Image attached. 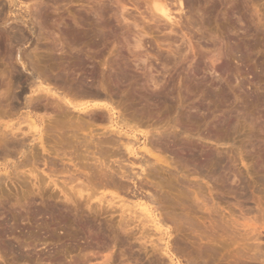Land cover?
<instances>
[{"label": "rangeland", "instance_id": "rangeland-1", "mask_svg": "<svg viewBox=\"0 0 264 264\" xmlns=\"http://www.w3.org/2000/svg\"><path fill=\"white\" fill-rule=\"evenodd\" d=\"M151 1L0 0V264H264V0Z\"/></svg>", "mask_w": 264, "mask_h": 264}, {"label": "bare ground", "instance_id": "bare-ground-1", "mask_svg": "<svg viewBox=\"0 0 264 264\" xmlns=\"http://www.w3.org/2000/svg\"><path fill=\"white\" fill-rule=\"evenodd\" d=\"M163 1V0H162ZM152 2V7H150V8H153V10H151V11H153V13H156V16L158 17V18H162V19H165L166 21H172V22H174L173 20L175 19V17H173L172 16V14H170L171 12H169L170 10H168L167 9V6H165V4H164V2H161V1H159V0H152L151 1ZM151 2H149V3H151ZM188 2V1H187ZM190 2H191V0H189V4H190ZM191 5V4H190ZM150 6H151V4H150ZM179 6V5H178ZM149 8V9H150ZM148 10V9H147ZM149 11V10H148ZM149 13V12H148ZM100 14V13H99ZM103 16V15H102ZM175 16V15H174ZM155 17V16H154ZM80 18V17H79ZM101 18V17H100ZM174 18V19H173ZM154 19V18H153ZM155 20V19H154ZM92 23V22H91ZM171 23V22H170ZM32 64V63H31ZM162 64H163V62H162ZM33 65V64H32ZM113 68H114V66H113ZM117 70V69H116ZM124 70V69H123ZM117 73V72H116ZM124 73V72H123ZM96 75V74H95ZM40 76V75H39ZM94 76V75H93ZM114 76V75H113ZM118 76H120V75H118ZM51 77V76H50ZM60 77V76H59ZM63 77H65V75L63 76ZM80 77V76H79ZM95 77H97V76H95ZM128 77V76H127ZM45 78V77H44ZM48 77L46 76V79H47ZM72 78V77H71ZM77 78V77H76ZM98 78V77H97ZM97 78H95V79H97ZM104 78V77H103ZM118 78V77H117ZM46 79H45V81H46ZM53 79V78H52ZM68 79V78H67ZM119 79V78H118ZM58 80V79H57ZM75 80V79H74ZM122 80V79H121ZM53 81V80H52ZM59 81V80H58ZM58 81H56L55 80V82H58ZM119 81V80H118ZM41 82V81H40ZM51 82V81H50ZM54 82V81H53ZM52 82V83H53ZM55 82H54V84H55ZM62 82H64L65 83V79H60V83H62ZM69 82V81H68ZM67 82V83H68ZM76 81H74V83H75ZM117 82V81H116ZM70 83V82H69ZM74 83H70L71 85H73ZM80 84L81 83H83V80L82 81H80L79 82ZM58 84V83H57ZM78 84V83H77ZM76 84V85H77ZM61 85V84H60ZM63 86L64 85H66V83L65 84H62ZM61 85V86H62ZM71 85H69L68 84V86L70 87ZM75 85V86H76ZM85 85V84H84ZM87 85V84H86ZM155 85H156V83H155ZM158 85V84H157ZM35 86V85H34ZM74 86V85H73ZM39 87V86H38ZM76 87H78V85L76 86ZM76 87H73V88H71L72 90L73 89H75ZM82 87V86H81ZM85 87V86H84ZM100 87H101V85H100ZM64 88H65V86H64ZM68 88V87H67ZM80 87H78L77 88V90L79 89ZM115 88V87H114ZM37 89V88H36ZM112 89V88H111ZM110 89V90H111ZM63 90V89H62ZM68 90H69V88H68ZM77 90H76V92H77ZM80 90V89H79ZM88 90V89H87ZM70 91V90H69ZM89 91H91V90H89ZM108 91V90H107ZM75 92V91H74ZM75 92V93H76ZM82 92V91H81ZM83 92H85V91H83ZM96 92V91H95ZM94 92V93H95ZM93 93V92H92ZM93 93V94H94ZM103 93V92H102ZM115 93V92H114ZM154 93V92H153ZM152 93V94H153ZM160 93V92H159ZM92 94V95H93ZM106 94V93H105ZM84 95H85V93H84ZM117 95H119V94H117ZM100 95H99V92H97V93H95V97H99ZM156 96H157V94H156ZM158 96H159V94H158ZM56 97V96H55ZM61 97V96H60ZM87 97V96H86ZM109 97V96H108ZM111 97V96H110ZM41 98H42V96H41ZM99 98H101V97H99ZM153 98V97H152ZM257 98V97H256ZM35 99V98H34ZM37 99H39V97L37 98ZM62 100H65L66 101V103L68 104V106H69V109H70V107H73V108H77V107H75L74 105H72L71 103H69L68 101H67V99L65 98V97H62L61 98ZM156 99V98H155ZM55 100V99H54ZM100 100V99H99ZM159 100V99H158ZM56 101V100H55ZM149 101V100H148ZM60 104L61 103H59V105H57V107H59L60 106ZM63 104V103H62ZM86 104V103H85ZM92 104L94 105V106H99V105H103V103H102V101H97V99H96V101H94V102H92ZM105 105V104H104ZM56 106V105H55ZM65 106V105H64ZM80 106V105H79ZM78 106V107H79ZM82 106V105H81ZM80 106V107H81ZM106 106V105H105ZM149 106V105H148ZM54 107V106H53ZM62 108V107H61ZM65 108H66V106H65ZM59 109V108H58ZM114 110V109H113ZM64 112H66L65 110H64ZM69 112V111H68ZM147 112H148V109H147ZM132 114H134V115H136V113H132ZM56 115V114H55ZM130 115V114H129ZM58 116V115H57ZM132 116V115H131ZM178 116V115H177ZM187 116V115H186ZM192 116V115H191ZM229 117V116H228ZM228 117H227V119H228ZM238 117V116H237ZM60 118V117H59ZM65 118V117H64ZM71 118H72V116H71ZM109 118V117H108ZM191 118H194V117H191ZM233 118V117H232ZM111 119V118H110ZM176 119V118H175ZM247 119V118H246ZM32 120V119H31ZM60 120V119H59ZM63 119H61V121H62ZM112 120V119H111ZM179 120V119H178ZM188 120V119H187ZM224 120V119H223ZM230 120H231V118H230ZM71 121V120H70ZM69 121V122H70ZM196 121V120H195ZM225 121V120H224ZM224 121H223V123L222 124H224ZM228 121H229V119H228ZM63 122V121H62ZM67 122V121H66ZM73 122V121H72ZM178 122V121H177ZM226 123H227V120L225 121ZM232 122V121H231ZM231 122H229V125H230V123ZM112 123V122H111ZM225 123V124H226ZM34 124V123H33ZM78 124V123H77ZM79 124H81V123H79ZM69 125V124H68ZM75 125V124H74ZM227 125V124H226ZM35 126V125H34ZM33 125L31 126V127H34ZM60 126V125H59ZM88 126V125H87ZM125 126V125H124ZM69 127H71V126H69ZM181 127H182V125H181ZM12 128V127H11ZM74 128V127H73ZM84 128H85V126H84ZM184 128V127H183ZM72 129V128H71ZM75 129H77L78 130V128H75ZM81 129H83V127L81 128ZM10 130V129H9ZM76 130V131H77ZM185 130V129H184ZM11 131V130H10ZM10 131H9V133H10ZM17 131V130H16ZM36 131H38L37 129H36ZM91 131V130H90ZM113 131V130H112ZM115 131V130H114ZM166 132V131H165ZM2 133V132H1ZM1 133H0V135H1ZM4 133H7V132H4ZM3 133V134H4ZM73 133V132H72ZM111 133V132H110ZM169 133V132H168ZM168 133H165L166 135H168ZM2 134V135H3ZM12 134H14V133H12ZM11 134V135H12ZM17 134V133H16ZM162 132H161V134L159 133V135H161L162 136ZM7 135V134H6ZM35 135V134H34ZM87 135V134H86ZM158 135V136H159ZM3 136H5V134L3 135ZM2 136V137H3ZM42 136V135H41ZM76 136V135H75ZM94 136V135H93ZM92 136V137H93ZM158 136H156L157 138H158ZM163 136H164V134H163ZM176 136V135H175ZM174 136V137H175ZM1 137V136H0ZM2 137L0 138V139H2ZM16 137H17V135H16ZM147 137H148V135H147ZM155 137V138H156ZM165 137V136H164ZM178 137V136H177ZM10 138H11V136H10ZM13 138V137H12ZM161 138V137H160ZM160 138H158L157 140H155L154 141V139H153V141H148V142H153V144L157 147V148H154V145H152V144H149V143H147V144H149V146L150 145H152L153 147L152 148H154V149H157V151L159 150L158 148L159 147H161L160 146V144L162 145V142L159 140ZM25 139V138H24ZM74 139V138H73ZM78 139V138H77ZM82 139V138H81ZM108 139V138H107ZM115 139H117L116 137H115ZM180 139V138H179ZM10 140H12V139H10ZM176 140H177V138H176ZM3 141H7V139L5 140L4 139V137H3ZM114 141V140H113ZM184 141V140H183ZM191 141V140H190ZM189 141V142H190ZM13 142V141H12ZM98 142V141H97ZM103 142H106L105 140L103 141ZM186 142V141H185ZM184 143V142H180V141H178V143L177 142H172L171 141V143H173V148L175 149L176 147H177V150L180 148L181 150H182V152L183 151H185V153H184V155H182L181 154V152L179 153V151H180V149H179V151H176V149H175V151L177 152V153H179L180 155H178L175 151H174V149H173V152L175 153V154H177V156H175V154L173 153V155L171 156L170 154H167V155H169V157L167 158V155H166V158H160V157H158V156H156V155H153L148 149H147V172H172V171H174V170H171L170 171V167H173V168H176L177 169V166L179 165V164H182V165H180V167H182L183 165V168L185 167V169H187L188 167L189 168H191L192 169V167L194 166V167H198V165H196V164H198L199 163V161H201L200 159L202 158H200V154L197 156V154H198V152L196 151L197 149H195V146H194V143L193 142H190V143ZM7 143H8V141H7ZM16 143V142H15ZM39 143H40V145H41V148L43 149V150H46L47 151V149H45V147H44V145H43V141H42V138L40 137L39 138ZM102 143V142H101ZM100 142H99V144H101ZM108 143V142H107ZM112 143H114V142H112ZM111 143V144H112ZM169 143V142H168ZM168 143L166 144L167 146L166 147H169L168 146ZM184 143V144H183ZM193 143V144H192ZM22 144V143H21ZM61 144V143H60ZM83 144V143H82ZM103 144V143H102ZM105 144V143H104ZM115 144H117V142L115 143ZM196 144V143H195ZM0 145H2V144H0ZM20 145V144H19ZM23 145V144H22ZM52 145V144H51ZM97 145V144H96ZM56 146V145H55ZM80 146V145H79ZM105 147H107L106 145H104ZM127 146V145H126ZM5 147V146H4ZM19 147V146H18ZM54 147V146H53ZM60 147V146H59ZM105 147H104V149H105ZM121 147V146H120ZM164 147V146H163ZM166 147H165V149H166ZM184 147V148H183ZM198 146H196V148H197ZM1 148V147H0ZM9 148V147H8ZM151 148V147H150ZM2 149H3V147H2ZM50 149V148H49ZM55 149V148H54ZM65 148H63L62 150H64ZM100 149H103V148H100ZM100 149H99V151H100ZM108 149H110V148H108ZM172 148H170V150H171ZM195 149V150H194ZM42 150V151H43ZM60 149H58V147L55 149V153H58V152H60L59 151ZM78 150H80V149H78ZM115 150V149H114ZM117 150V149H116ZM132 150V149H131ZM160 150H162V147L160 148ZM160 150H159V152H160ZM186 150H187V152H188V155L186 156L185 154H186ZM203 150V149H202ZM211 150V149H210ZM51 151V150H50ZM52 151H54V150H52ZM67 151V150H66ZM70 151H72V150H70ZM96 151V150H95ZM110 151V150H109ZM163 151H165V150H162V152ZM172 151V150H171ZM197 152V154H196V152ZM15 152H16V149H15ZM62 152V155H66L67 153L65 152V150L64 151H61ZM97 152V151H96ZM101 152V151H100ZM98 153L99 155L101 154V157L102 156H105V154H103L102 155V153ZM102 152H104V151H102ZM113 152H115V151H113ZM112 152V153H113ZM118 152V151H117ZM170 152V151H169ZM168 152V153H169ZM201 152V151H200ZM72 153V152H71ZM77 153V152H76ZM91 153V152H90ZM111 153V152H110ZM170 153H172V152H170ZM210 153V152H209ZM213 152H211L210 154H205L204 155V157L202 158V160L205 162V164L206 165H216V163L217 162H221L220 161V155H219V153H214V154H218L219 156L217 157V155L216 156H214V154H212ZM9 154V153H8ZM97 154V153H96ZM107 154V153H106ZM114 154V153H113ZM68 155V154H67ZM90 155V154H89ZM185 156V157H182V156ZM202 155V154H201ZM1 156V155H0ZM9 156V155H8ZM72 157H73V155H71ZM87 156V155H86ZM160 156V155H159ZM165 156V155H164ZM60 157V156H59ZM65 157V156H64ZM79 157V156H78ZM107 157V156H106ZM109 157H110V155H109ZM149 157L151 158L152 157V160H154V162H150V160H149ZM28 158V157H27ZM66 158V157H65ZM69 158V161H70V163H72V166L74 167V169H75V172H84L83 170H81L80 168H81V165H82V163L81 164H77V162L79 161H77V162H74V161H72V158L71 157H68ZM82 157H80V159H81ZM103 158V157H102ZM100 158V156H95V163H96V165H97V167L99 168V169H101V168H103L104 169V172L106 173V172H120V175L119 176H121L122 178L123 177H125V176H127L128 177V175L127 174H125V172L126 173H129V172H131V170H127V168L125 169V167L123 166H117V168H116V166H114L113 167V165H110V164H108L107 162L105 163V161L103 160V159H105V158ZM200 158V159H199ZM223 158V157H222ZM67 159V158H66ZM87 159V158H86ZM42 160V159H41ZM106 160H107V158H106ZM151 160V161H152ZM224 160V159H223ZM25 161H27V160H25ZM25 161H23V162H25ZM49 161H50V159H49ZM81 161V160H80ZM119 161V160H118ZM118 161H116V162H118ZM225 161V160H224ZM30 162V161H29ZM94 162V161H93ZM115 162V161H114ZM223 162V161H222ZM221 162V163H222ZM225 162H227V161H225ZM49 163H51V162H49ZM48 163V164H49ZM69 163V162H68ZM92 163V162H91ZM218 164L219 166L220 165H223V164ZM60 164V163H59ZM84 164V163H83ZM94 164V163H93ZM119 164V163H118ZM191 164H193L192 165V167H191ZM231 164V163H230ZM234 164V163H233ZM22 164L20 163V166H21ZM52 165H53V163H52ZM55 165V164H54ZM79 167H78V166ZM89 165V164H88ZM95 165V164H94ZM188 165H190V166H188ZM196 165V166H195ZM24 166V165H23ZM64 166V165H63ZM69 166V165H68ZM86 166V165H85ZM84 166V167H85ZM126 166V165H125ZM186 166H188V167H186ZM211 166H209V167H211ZM226 166V165H225ZM28 167V166H27ZM50 167V166H49ZM52 167V166H51ZM83 167V166H82ZM93 167V166H92ZM194 167H193V170H194ZM215 167V169H216V166H214ZM218 167V166H217ZM230 167V166H229ZM70 168V167H69ZM85 168H87V167H85ZM89 168V167H88ZM116 168V169H115ZM124 168V169H123ZM195 168V169H196ZM200 169H201V167H199ZM203 168V167H202ZM212 168V167H211ZM74 169H72V171L74 170ZM184 169V170H185ZM199 169V170H200ZM204 169H206V166H204ZM219 169V168H218ZM57 170V169H56ZM69 170V169H68ZM179 170V169H178ZM181 170V169H180ZM179 170V171H180ZM184 170H183V172H184ZM198 170V169H197ZM196 170V171H197ZM198 170V172H200ZM209 170V169H208ZM208 170H204V171H208ZM213 170V169H212ZM50 171H52V170H50ZM65 171V170H64ZM70 171V170H69ZM71 171V172H72ZM98 171H100V170H98ZM179 171H177V172H179ZM182 171V170H181ZM202 171V170H201ZM61 172V171H60ZM66 172V171H65ZM74 172V171H73ZM176 172V171H175ZM186 172V171H185ZM187 172H189L188 170H187ZM203 172V171H202ZM209 172V171H208ZM212 172H214V171H212ZM82 174V173H81ZM116 174V173H115ZM155 174H157V173H155ZM106 175V174H105ZM107 176V175H106ZM109 176V175H108ZM115 176V175H114ZM131 176V175H130ZM129 176V177H130ZM127 177L125 178V179H127ZM128 177V178H129ZM116 178V177H115ZM124 179V178H123ZM113 180V179H112ZM115 181H117V180H115ZM114 181V182H115ZM99 182V181H98ZM119 182V181H118ZM101 183V182H100ZM99 183V184H100ZM120 183V182H119ZM54 184V183H53ZM106 185V184H105ZM121 186V185H120ZM158 187V186H157ZM160 188V187H159ZM148 194V193H147ZM151 198V197H150ZM155 198V197H154ZM103 199V198H102ZM145 210H147V213L148 212H150L149 211V208L147 207V209L146 208H144ZM261 209V208H260ZM260 209H258L259 210V213H260ZM257 210V211H258ZM125 212V211H124ZM261 212H262V209H261ZM60 214V213H59ZM130 215V214H129ZM125 218H123V219H126V216H124ZM128 218V217H127ZM187 219V218H186ZM185 219V220H186ZM152 221H155V219L153 218L152 219ZM232 221V220H231ZM125 222H128V221H126L125 220ZM124 222V223H125ZM156 223V222H155ZM234 223V222H233ZM236 223V222H235ZM234 223V226L236 225ZM160 224V223H159ZM227 224V223H226ZM245 224V223H244ZM124 225V224H123ZM127 225H128V223H127ZM152 225V224H151ZM155 225V224H154ZM161 225V224H160ZM225 225V224H224ZM230 225V224H229ZM238 225V224H237ZM125 226V225H124ZM227 226H228V224H227ZM249 226V225H248ZM251 226V225H250ZM88 227V226H87ZM245 227V226H244ZM243 227V228H244ZM247 227V226H246ZM155 228H156V230L158 231V230H160V227L159 226H157V225H155ZM225 228V227H224ZM239 228V227H238ZM242 228V229H243ZM251 228V227H250ZM253 228V227H252ZM122 229V228H121ZM124 229V228H123ZM241 229V228H240ZM92 230V229H91ZM97 230V229H96ZM125 230V231H124ZM123 230V232H128L126 229H124ZM129 230V229H128ZM163 230V229H162ZM252 230V229H251ZM102 231H104V230H102ZM250 231V230H249ZM162 232V231H161ZM129 233V232H128ZM165 233H167V232H165ZM247 234V233H246ZM102 235V234H101ZM101 235H99V236H101ZM162 235H164V234H162ZM123 238V237H122ZM128 238V237H127ZM143 238V237H142ZM100 239V238H99ZM98 239V240H99ZM103 239H104V237H103ZM96 240V239H95ZM123 240V239H122ZM100 241V240H99ZM99 245V244H98ZM109 245V244H108ZM157 245V244H156ZM201 246V245H200ZM6 247V246H5ZM93 247V246H92ZM151 247H153L152 245H151ZM163 247V246H162ZM191 247V246H190ZM205 247V246H204ZM89 248V247H88ZM108 248V247H107ZM178 248V247H177ZM185 248V247H184ZM184 248H182V249H184ZM187 248L188 247H186L185 249L187 250ZM193 248V247H192ZM209 248V247H208ZM167 249V248H166ZM169 249V248H168ZM167 249V250H168ZM184 249V250H185ZM199 249V251L200 252H202L203 250H204V248L203 247H201V248H198ZM207 249V247H205V250ZM210 249V248H209ZM256 249H258L257 247H256ZM1 250V249H0ZM9 250V249H8ZM13 250V249H12ZM14 250H16V249H14ZM22 251V250H21ZM1 252V251H0ZM23 252V251H22ZM17 254H18V252H17ZM23 254V253H22ZM27 254V253H26ZM169 254V253H168ZM200 253L198 252V255H199ZM28 255V254H27ZM23 256V255H22ZM170 256V255H169ZM241 256H243V255H241ZM171 257V256H170ZM50 258V257H49ZM106 259H108V258H106ZM159 260V259H158ZM251 260V259H250ZM157 261V260H156ZM163 263V262H162Z\"/></svg>", "mask_w": 264, "mask_h": 264}]
</instances>
